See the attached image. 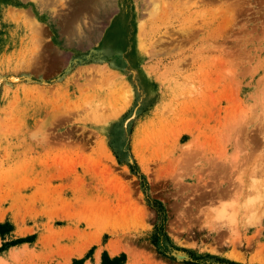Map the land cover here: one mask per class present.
I'll return each instance as SVG.
<instances>
[{
  "label": "rangeland",
  "instance_id": "1",
  "mask_svg": "<svg viewBox=\"0 0 264 264\" xmlns=\"http://www.w3.org/2000/svg\"><path fill=\"white\" fill-rule=\"evenodd\" d=\"M0 223V264H264V0H0Z\"/></svg>",
  "mask_w": 264,
  "mask_h": 264
},
{
  "label": "trees",
  "instance_id": "2",
  "mask_svg": "<svg viewBox=\"0 0 264 264\" xmlns=\"http://www.w3.org/2000/svg\"><path fill=\"white\" fill-rule=\"evenodd\" d=\"M3 225L4 224L0 223V233H3L2 232ZM123 259H124V255L110 257L108 254L105 253L102 264H119V262ZM81 262L82 260H78V259L74 260V264H81Z\"/></svg>",
  "mask_w": 264,
  "mask_h": 264
},
{
  "label": "crops",
  "instance_id": "3",
  "mask_svg": "<svg viewBox=\"0 0 264 264\" xmlns=\"http://www.w3.org/2000/svg\"><path fill=\"white\" fill-rule=\"evenodd\" d=\"M24 2H25V0H24ZM61 27H62V26H61ZM61 27H60V28H61ZM52 33H53V32H52ZM60 33L65 34V32H63V31H61Z\"/></svg>",
  "mask_w": 264,
  "mask_h": 264
},
{
  "label": "bare ground",
  "instance_id": "4",
  "mask_svg": "<svg viewBox=\"0 0 264 264\" xmlns=\"http://www.w3.org/2000/svg\"><path fill=\"white\" fill-rule=\"evenodd\" d=\"M107 17V16H106ZM35 23V22H34ZM92 32V31H91ZM261 170V169H260ZM253 176V175H252Z\"/></svg>",
  "mask_w": 264,
  "mask_h": 264
}]
</instances>
